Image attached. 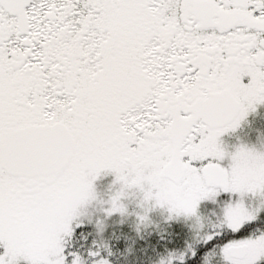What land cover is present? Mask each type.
Wrapping results in <instances>:
<instances>
[{
  "label": "snow or ice",
  "instance_id": "obj_1",
  "mask_svg": "<svg viewBox=\"0 0 264 264\" xmlns=\"http://www.w3.org/2000/svg\"><path fill=\"white\" fill-rule=\"evenodd\" d=\"M258 104L264 0H0V264H83L65 242L105 170L121 185L107 215L127 212L128 189L186 217L239 193L200 239L240 233L259 211L243 196L264 194V150L220 137ZM221 254L261 264L264 232Z\"/></svg>",
  "mask_w": 264,
  "mask_h": 264
},
{
  "label": "rangeland",
  "instance_id": "obj_2",
  "mask_svg": "<svg viewBox=\"0 0 264 264\" xmlns=\"http://www.w3.org/2000/svg\"><path fill=\"white\" fill-rule=\"evenodd\" d=\"M257 126L258 134L256 133V136L258 141L255 148L264 150V117L257 120ZM228 163L229 161L223 163V165L227 167ZM114 181L115 173L110 170L102 172L94 181L95 198L80 206L78 210L80 215L77 216L74 222L80 223V227L65 242L66 251L78 253L83 264H93V261L100 257L107 258L110 264L130 263L132 260L134 264H139L140 258L137 257V249L134 252L131 240L135 239L136 243L143 242L142 240L145 239L144 230L147 225L153 224L151 221L143 223L139 221L138 213L144 214L145 207L150 208L147 216L158 215L161 218L160 223L175 222L179 225L189 224L187 227H191L190 224L192 223L179 217V215L167 214L166 206L155 205L154 201L148 202L145 207H142L143 193L139 189H128L127 195L122 198L127 208L125 214L113 213L112 215H107L104 212V209L109 206L107 201L121 187L119 183H114ZM249 197V193L243 196L244 203ZM238 199H241L239 193L221 192L214 200L201 201L197 209L199 217L196 220L199 223L197 225L214 227L222 216L224 205L228 202H235ZM84 226H90L89 231H86ZM146 245H151L148 239L143 243V246ZM165 247L169 246H164L163 249ZM90 251H97L100 256L92 257L89 255ZM146 252L150 255L149 250ZM71 258L69 257V260ZM20 264H27V262L21 260Z\"/></svg>",
  "mask_w": 264,
  "mask_h": 264
},
{
  "label": "flooded vegetation",
  "instance_id": "obj_3",
  "mask_svg": "<svg viewBox=\"0 0 264 264\" xmlns=\"http://www.w3.org/2000/svg\"><path fill=\"white\" fill-rule=\"evenodd\" d=\"M263 117L264 104H258L256 110L249 111L248 115L240 122V125L235 130H229L220 137V141L224 148L232 152L240 145L257 147V120ZM228 161L229 159L226 157L223 163ZM249 194L250 197L245 202V206L250 210L255 211L259 209V211L256 220L252 221L250 226L244 228L240 233H232L231 230L225 229L223 235L218 236L214 242L204 243L200 239V236L211 231L213 227L197 225L199 224L196 222L197 216L186 217L182 214L179 215V217L192 223L190 224L191 227H187L189 224L179 225L175 222L160 223L161 218L157 215L148 217L145 221H151L153 224L147 225V228L144 230L145 239L142 240V244L136 243L137 241L135 239L131 240L134 252L137 249V257L144 258L149 264H160L162 259L166 260L167 264L170 253H175L178 256L182 252H188L183 264H205V257L214 252L215 254L211 256L210 264H228L221 254V248L224 243L232 239L259 235L261 232H264V194ZM166 212L169 215H176L171 213L167 206ZM147 239L151 242V245L143 246V243H145ZM189 245L195 248V257L191 256ZM164 246L169 247L163 249ZM147 250H149L150 255L147 254ZM173 264H181V262L179 260H173ZM261 264H264V261H262Z\"/></svg>",
  "mask_w": 264,
  "mask_h": 264
},
{
  "label": "trees",
  "instance_id": "obj_4",
  "mask_svg": "<svg viewBox=\"0 0 264 264\" xmlns=\"http://www.w3.org/2000/svg\"><path fill=\"white\" fill-rule=\"evenodd\" d=\"M86 228V231H89L90 227H85ZM115 264H118V263H115ZM120 264H134L133 260L130 261V263H120ZM139 264H149V262H146L144 258H141L140 257V261H139Z\"/></svg>",
  "mask_w": 264,
  "mask_h": 264
},
{
  "label": "clouds",
  "instance_id": "obj_5",
  "mask_svg": "<svg viewBox=\"0 0 264 264\" xmlns=\"http://www.w3.org/2000/svg\"><path fill=\"white\" fill-rule=\"evenodd\" d=\"M165 264H166V260H165Z\"/></svg>",
  "mask_w": 264,
  "mask_h": 264
}]
</instances>
